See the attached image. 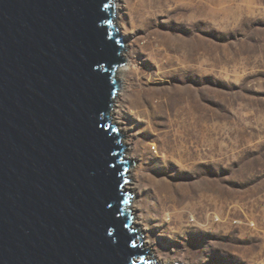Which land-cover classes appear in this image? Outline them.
Wrapping results in <instances>:
<instances>
[{
  "label": "water",
  "instance_id": "water-1",
  "mask_svg": "<svg viewBox=\"0 0 264 264\" xmlns=\"http://www.w3.org/2000/svg\"><path fill=\"white\" fill-rule=\"evenodd\" d=\"M123 40L114 0H0V264H170L131 215Z\"/></svg>",
  "mask_w": 264,
  "mask_h": 264
},
{
  "label": "rangeland",
  "instance_id": "rangeland-1",
  "mask_svg": "<svg viewBox=\"0 0 264 264\" xmlns=\"http://www.w3.org/2000/svg\"><path fill=\"white\" fill-rule=\"evenodd\" d=\"M128 1L114 0L126 53L118 69L134 71L117 76L112 116L133 157L127 191L147 248L170 264H264V0H172V30L158 31L172 40V78L141 56L147 34L133 27ZM161 87L172 93L169 169L159 162L165 145L140 128L159 129L144 116L138 127L129 108L136 89ZM162 178L172 190L166 210L154 195Z\"/></svg>",
  "mask_w": 264,
  "mask_h": 264
},
{
  "label": "bare ground",
  "instance_id": "bare-ground-1",
  "mask_svg": "<svg viewBox=\"0 0 264 264\" xmlns=\"http://www.w3.org/2000/svg\"><path fill=\"white\" fill-rule=\"evenodd\" d=\"M128 2V9L133 27L147 34V39L145 38L146 42L144 46L140 48L141 56L145 57L148 66L152 67V72L153 70L160 71L157 76H169L172 78V69H170V67H172V40L170 37L165 36V34H161L163 36H158V31L161 28L172 30V0H129ZM133 71L134 69L132 67L127 71L121 66V68L117 70V76L123 73L130 74ZM154 90L156 92L150 89H136L129 102V108L133 111L132 115L138 117V127H142L143 120L140 118L144 116L150 119L154 127L161 130H158L156 134H152L147 131V128H140L143 129L147 137L151 139L155 138L161 145H165L170 156H167L164 160L159 162L164 164L166 169H169V167H172V141L175 140L176 137L172 134V93L169 91L170 87H161ZM168 91L170 93H168ZM113 120L115 121V118H113ZM179 125L183 130L184 137L182 138L187 144V148L191 149L189 145L192 143L194 134L190 116L187 112H185L183 120ZM154 146L156 149V143ZM163 169L164 168H162V170L160 169L162 176H167L168 172ZM154 186V195L159 201L160 210H166L169 208L170 202H172V190L170 189L169 182L164 178L157 179ZM126 190H128L127 184Z\"/></svg>",
  "mask_w": 264,
  "mask_h": 264
}]
</instances>
